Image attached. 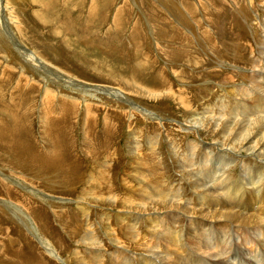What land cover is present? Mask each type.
Returning a JSON list of instances; mask_svg holds the SVG:
<instances>
[{
  "label": "rangeland",
  "instance_id": "rangeland-1",
  "mask_svg": "<svg viewBox=\"0 0 264 264\" xmlns=\"http://www.w3.org/2000/svg\"><path fill=\"white\" fill-rule=\"evenodd\" d=\"M68 2L73 3L75 8L64 12L62 8ZM261 3L264 4V0H0V264H146L147 258L156 259L150 255L152 244L157 243L160 255L169 248L163 246L169 240L165 236L162 238L161 230L159 234L154 233L156 238L153 239L151 224L158 223L157 220L163 217L164 223L159 221L158 227L178 224L177 229L185 234L190 222L202 214L199 205H205L208 209L204 206V211L209 213L208 203L214 199L203 195L212 187L210 176L203 172V168L213 167V160L218 158L219 153L225 160L228 159L224 150L212 149L214 138L218 142L227 132L223 131L224 126L219 121L226 119L228 123L231 120L227 124L231 126L230 122L241 118L240 112H245L238 110L243 103L240 100L245 99L244 104L251 106L256 101L258 106L257 95L258 99H264V82L259 77V72L264 70L261 66L264 64V31H260L264 29V9ZM255 24L257 29L253 30ZM28 52L45 67L34 63L31 58H23V55L28 56ZM252 57L254 60H250ZM220 62L227 64L221 65ZM254 62L263 69H258ZM143 64L146 66L142 68ZM45 68L55 69L56 78L53 79L52 73ZM255 79L262 83V88L250 85L256 83ZM76 82L86 86L80 87L82 90L79 91L74 87L70 89ZM50 86L53 92H46ZM166 87H172V90L166 91ZM250 89L254 94L249 93ZM238 91L248 94L243 92L240 96ZM162 93H165L164 96ZM153 95L158 96L154 98ZM224 95L230 106H227ZM183 97L194 101L193 106L187 103L185 107ZM199 101L204 102L201 105L210 101L215 106L214 112H205L204 107L197 104ZM61 106H66V109L72 106L66 117H61L65 115V110V113H55V109ZM146 113L153 119L145 117ZM196 113L200 117L204 115L201 117L204 119H207L206 113L207 117L211 116L202 123L186 124L184 119L190 115L197 116ZM215 124L218 127H214ZM134 129H138V135ZM211 132H214L213 136ZM153 143L158 145L154 146L156 150L151 155L149 150ZM130 146L137 148L131 150ZM207 146L211 147L210 150ZM245 158L251 160L250 156ZM154 159L159 160L154 164ZM141 161H148L154 169L156 166L155 175L150 167H142ZM243 161L244 156H238L235 168L239 174L234 178L239 179L238 183L247 190V197L264 195V178L261 179L263 184L260 181L253 187L244 186L241 182H244ZM246 167L249 169L251 166L248 164ZM98 171H103L104 178L97 181L96 175L100 176ZM158 179L163 181V185ZM154 185L159 191L167 186L169 195L175 188L179 190L182 187L185 197L198 201V206L192 209L194 203H183L185 198L175 204L177 210L163 209L159 202L149 203L146 194L148 188ZM224 195L223 192V197H226ZM132 196L139 198L143 204L132 208ZM251 202L255 203L254 200ZM185 203L191 206H185ZM219 203L221 206L223 200L219 199ZM182 204L186 209L184 214H180ZM150 215L157 220H152ZM133 226L139 227L136 228L138 232ZM87 230L89 233L82 241ZM90 233L94 238L90 237ZM189 233L192 235V230ZM248 236L238 242L247 258L236 253L225 254L230 259L229 264H234V257L238 264H255L248 257L252 258L256 252H262L261 261L264 262V247L259 242L253 247L255 242H250ZM133 240L140 244L132 245ZM90 241H93V247ZM201 241L202 246L206 245L205 239ZM215 241L220 239L216 237ZM44 246L52 253L45 251ZM185 254L195 256L189 252ZM176 260L180 261V256L176 255Z\"/></svg>",
  "mask_w": 264,
  "mask_h": 264
},
{
  "label": "bare ground",
  "instance_id": "bare-ground-1",
  "mask_svg": "<svg viewBox=\"0 0 264 264\" xmlns=\"http://www.w3.org/2000/svg\"><path fill=\"white\" fill-rule=\"evenodd\" d=\"M253 2V1H252ZM261 2H262V0H261ZM254 4V3H253ZM257 4V3H256ZM261 4H263V3H261ZM51 5H54V4H51ZM260 5V4H259ZM74 6V4L73 3H71V2H68V3H66L64 6H63V11L64 12H69V11H71L72 10V8H75V6ZM261 6V5H260ZM262 7V6H261ZM263 9H264V4H263V7H262ZM261 8V9H262ZM49 9V8H48ZM242 9V8H241ZM252 9V8H251ZM237 10V9H236ZM239 10H240V8H239ZM50 11V10H49ZM48 11V12H49ZM184 12V11H183ZM214 12H215V10H214ZM217 13V12H216ZM241 13V12H240ZM245 13V12H244ZM255 13V12H254ZM262 13H264V12H262ZM53 14V13H52ZM51 14V15H52ZM248 14V13H247ZM252 14V13H251ZM241 15V14H240ZM47 16H48V14H47ZM241 16H244V14L243 15H241ZM45 17V16H44ZM246 17V16H245ZM244 17V18H245ZM219 18V17H218ZM247 18V17H246ZM245 18V19H246ZM256 18V17H255ZM185 19V18H184ZM257 19V21H258V23L257 24H259V20H258V18H256ZM262 19V18H261ZM264 19V18H263ZM215 20V19H214ZM244 21H246V20H244ZM263 22H264V20H262ZM178 22V21H177ZM253 22V21H252ZM256 22V21H255ZM247 23V22H246ZM214 24V23H213ZM248 24H249V22H248ZM261 24H262V22H261ZM260 24V25H261ZM264 24V23H263ZM193 25V24H192ZM256 25V24H255ZM254 26V25H253ZM193 27V26H192ZM254 27H256V28H254ZM253 27V30L254 29H257V25L256 26H254ZM258 27H260L259 25H258ZM252 28V27H251ZM261 30H263L264 31V29L262 28V29H260V31ZM256 31V30H255ZM263 31H261V32H263ZM215 33V32H214ZM257 33V32H256ZM264 33V32H263ZM258 34V33H257ZM71 35H72V33H71ZM195 35V34H194ZM261 35V34H260ZM196 36V35H195ZM193 37V36H192ZM261 38V37H260ZM262 38H264V37H262ZM206 39V38H205ZM256 39V38H255ZM263 40V39H262ZM248 41V40H247ZM257 41H258V39H257ZM250 42V41H249ZM260 42H262V41H260ZM152 44V43H151ZM206 44H207V42H206ZM247 44H249V43H247ZM260 44V43H259ZM250 45H251V43H250ZM65 46H67V44H65ZM202 46V45H201ZM252 46V45H251ZM262 47H264L263 45H262ZM250 48V47H249ZM253 48V47H252ZM251 48V49H252ZM260 48V47H259ZM263 49V48H262ZM239 50V49H238ZM264 50V49H263ZM256 51V50H255ZM237 52V51H236ZM250 52H251V50H250ZM249 52V53H250ZM253 52V51H252ZM29 53V54H28ZM27 54H28V56H26V55H23V58H31L32 59V61L34 62V63H36V64H40L41 66H43L41 63H40V61H38V60H36L35 58H33L32 57V55H31V52H28ZM260 53V52H259ZM259 53H257V55L259 56ZM25 54V53H24ZM35 54V53H34ZM251 54V53H250ZM254 55V54H253ZM34 56V55H33ZM228 56V55H227ZM226 56V57H227ZM86 56H84V58H85ZM170 57V56H169ZM231 57H232V55H231ZM236 57V56H235ZM235 57H232V58H235ZM255 57V56H254ZM254 57H252V59H250V60H254L253 58ZM257 57V56H256ZM259 57H261V56H259ZM88 58V57H87ZM231 58V59H232ZM242 58V57H241ZM79 59H81V58H79ZM89 59V58H88ZM223 59V58H222ZM82 60H84V59H82ZM87 60V59H86ZM146 60H147V58H146ZM146 60L144 61V60H142V62L144 63L145 62V64H147L146 63ZM219 60V59H218ZM237 60H239V59H237ZM256 60V59H255ZM263 60V59H262ZM43 61V60H42ZM87 61H90V60H87ZM140 61V63H141V60H139ZM148 61V60H147ZM221 61V60H220ZM258 61H259V58H258ZM79 62H80V60H79ZM82 62V61H81ZM85 62V61H84ZM83 62V63H84ZM253 62V61H252ZM87 63V62H86ZM89 63V62H88ZM87 63V64H88ZM138 63V62H137ZM171 63H173V62H171ZM221 63V62H220ZM225 63V62H224ZM224 63H221V65L222 64H224ZM245 63V62H244ZM260 64H261V62H259ZM50 64V63H49ZM85 64V63H84ZM139 64V63H138ZM145 64H143V66H141L142 68L144 67V65ZM225 64H227V63H225ZM229 64V63H228ZM235 64V63H234ZM250 64H252V63H250ZM254 64L256 65L257 64V62H254ZM259 64V65H260ZM88 65H90V63L88 64ZM140 65H142V63L140 64ZM241 65V64H240ZM246 65H247V63H246ZM146 66V65H145ZM228 66V65H227ZM226 66V67H227ZM235 66V65H234ZM244 66V65H243ZM261 66H263L264 67V64H262ZM43 67H45V66H43ZM52 68H53V66H51ZM57 67V66H56ZM83 67H85V65H83ZM232 67V66H231ZM252 67V66H251ZM256 67H258L257 65H256ZM263 67L262 68H259L258 67V69H263ZM49 68V67H48ZM86 68V67H85ZM137 68H139V67H137ZM142 68H140L138 71H140ZM214 68V67H213ZM238 68V67H237ZM247 68V67H246ZM246 68H245V70H246ZM46 69V68H45ZM86 69H88V68H86ZM161 69V68H160ZM232 69V68H231ZM234 69H235V67H234ZM239 69V68H238ZM241 69V68H240ZM46 70H48L49 72H51L52 73V76H53V79H55L56 78V74L54 73V71H55V69H53V71H51L50 69H46ZM227 70V69H226ZM233 70V69H232ZM244 70V69H243ZM250 70V69H249ZM256 69H254V71H255ZM88 71V70H87ZM136 71V70H135ZM137 71V72H138ZM198 71V70H197ZM239 70H237V72H238ZM252 71V73H253V70H251ZM144 72V71H143ZM194 72V71H193ZM235 72V71H234ZM141 71H140V75H141ZM156 73V72H155ZM158 73V72H157ZM199 73V72H198ZM236 73V72H235ZM234 73V74H235ZM242 73V72H241ZM256 73V72H255ZM263 73H264V70H263ZM263 73H261V72H259V74H260V78L262 79V81L264 82V74ZM4 74V73H3ZM233 74V73H232ZM238 74V73H237ZM243 74V73H242ZM254 74V73H253ZM24 76V75H23ZM27 76V75H26ZM135 76V75H134ZM139 76V75H138ZM162 76V75H161ZM160 76V77H161ZM205 76V75H204ZM227 76V75H226ZM228 76H229V74H228ZM241 76H243V75H241ZM247 76V75H246ZM253 76V75H252ZM255 76V75H254ZM1 77V76H0ZM4 77H5V75H4ZM55 77V78H54ZM140 77V76H139ZM238 77V76H237ZM239 77H240V75H239ZM34 78V77H33ZM142 77H140V79H141ZM153 79H155L154 77H152ZM163 78V77H162ZM161 78V79H162ZM224 78V77H223ZM222 78V80H224ZM236 78V77H235ZM242 77H240V79H241ZM243 78H246V77H244L243 76ZM249 78H251V77H249ZM248 78V79H249ZM4 79V78H3ZM52 79V80H53ZM158 80H159V78H157ZM202 79V78H201ZM226 79H227V77H226ZM229 79V78H228ZM258 79V78H257ZM257 79H255V81L257 80ZM260 79V80H261ZM21 80V79H20ZM144 80V79H143ZM165 80H167V79H165ZM164 80V81H165ZM233 80H234V78H233ZM238 80V79H237ZM246 80V79H245ZM252 80V79H251ZM5 81V80H4ZM239 81H241V80H239ZM249 81V80H248ZM253 82H254V80H252ZM28 82V81H27ZM123 83H124V81H122ZM125 82H127V81H125ZM139 82V81H138ZM142 82V81H141ZM225 82H226V80H225ZM227 82H228V80H227ZM226 82V83H227ZM231 82V81H230ZM242 82H245V81H242ZM249 82H251V81H249ZM258 82H260V81H258ZM257 81H256V83H250V85H252V86H254L255 88H262V83L260 84V83H258ZM76 83H78V84H76ZM76 83H73L72 85H71V87H70V89H72L73 90V87H74V89L75 90H77V91H79V90H82V88H80V87H83V86H86V85H84L83 83H81V82H76ZM134 83V82H133ZM157 83H158V81H157ZM222 83V82H221ZM22 84V83H21ZM89 84V83H88ZM92 84V83H91ZM128 84V83H127ZM223 84V83H222ZM245 84H247V83H245ZM96 85V84H95ZM130 85V84H129ZM133 85V84H132ZM147 85V84H146ZM146 85H144V86H146ZM149 85V84H148ZM164 86H168L169 84H163ZM163 85H161V86H163ZM216 85V84H215ZM221 85V84H220ZM225 85V84H224ZM224 85H223V87H224ZM232 85V84H231ZM238 85V84H237ZM243 85V84H242ZM121 86H123V84L121 85ZM141 86V85H140ZM143 86V87H144ZM160 86V85H159ZM160 86V87H161ZM163 86V87H164ZM170 86V85H169ZM241 86V85H240ZM240 86H238V87H240ZM247 87H249L248 85H246ZM245 86V88H247ZM264 86V85H263ZM89 87V86H88ZM153 87V86H152ZM217 87V86H216ZM227 87V86H226ZM231 87V86H230ZM93 88V87H92ZM108 88V87H107ZM110 88V87H109ZM167 88V90L166 91H168L170 88H172V87H166ZM221 88V87H220ZM234 87H232V89H233ZM243 88V87H242ZM250 88V87H249ZM69 89V90H70ZM141 89V88H140ZM147 89V88H146ZM149 89V88H148ZM151 89V88H150ZM204 89V88H203ZM223 89V88H222ZM231 89V88H230ZM264 89V88H263ZM15 90V89H14ZM87 90V89H86ZM98 90H100V89H98ZM170 90H172V89H170ZM234 90H235V88H234ZM239 90V89H238ZM247 90H248V88H247ZM246 90V91H247ZM71 91V90H70ZM85 91V90H84ZM101 91H103V90H101ZM111 91V90H110ZM109 91V92H110ZM113 91V90H112ZM131 91V90H130ZM136 91V90H135ZM138 91V90H137ZM174 91V90H173ZM224 91L226 92V90L224 89ZM236 91V90H235ZM241 91V90H240ZM240 91H238L239 93H240ZM46 92H53L52 90H51V86L50 87H47V91ZM81 92V91H80ZM100 92V91H99ZM146 92V91H145ZM186 92V91H185ZM244 93H246L245 91H243ZM243 92H241V93H243ZM263 92V91H262ZM166 94H167V92H165ZM165 93H162L163 94V96H164V94ZM171 93V92H170ZM223 93V92H222ZM226 93H228V91L226 92ZM231 93V92H230ZM229 93V94H230ZM241 93H240V96H241ZM249 93L252 95V94H254V91L253 90H249ZM259 93V92H258ZM54 94V93H53ZM150 94V93H149ZM248 93H246V95H247ZM250 94H249V96H250ZM261 94V93H260ZM45 95V94H44ZM161 95V94H160ZM175 95V94H174ZM226 95H228V94H226ZM226 95H224V98H225V96ZM232 95V94H231ZM236 95H237V93H236ZM43 96V95H42ZM154 96V95H153ZM156 96H158V95H156ZM156 96H154V98L156 97ZM165 96H167V95H165ZM186 96V95H185ZM230 96V95H229ZM229 96H228V99H229ZM233 96V95H232ZM239 96V95H238ZM243 96V95H242ZM245 96V95H244ZM258 97H259V95H257ZM124 97V96H123ZM141 97V96H140ZM150 97H151V95H150ZM161 97V96H160ZM189 97V96H188ZM187 97V98H188ZM218 97V96H217ZM216 97V98H217ZM227 97V96H226ZM253 97V96H252ZM254 97H255V95H254ZM253 97V98H254ZM258 97L256 98L257 99V102H258V106H257V104H256V101H254V104L251 106L250 104H244V100H240L241 101V103H242V101H243V103L242 104H240L239 105V109L238 110H241V111H245L244 113L243 112H240L241 113V118H237L235 121L233 120V122H230V125L231 126H227V124L229 123V121H231V120H229L228 121V123L226 122V119H225V121L223 120V121H219L220 123H222V125L221 126H224L223 127V131H226L227 130V132H226V134H224L223 136H221L222 138L219 140L218 139V142H216L217 140H216V137L214 138V140H213V147H212V149L214 148V149H218V150H224V152L223 153H226L228 156H227V160H225L224 159V157L219 153L218 154V158L217 159H214L213 160V167L211 168L210 167V165H207V166H209L210 168H203V172L206 174V175H208V176H210V179H211V191L209 190L208 192H205L203 195L204 196H210V199H214V201L213 202H210V203H208V205L210 206V208H209V210H208V212L209 213H206L205 211H204V206H198L197 205V199L196 198H194V199H196V201L197 202H194V200L193 201H190V200H188V198H186L185 197V193H184V191L183 190H181V189H183L182 187H181V189H177V188H175L174 190H172V192H171V194L169 195V193H168V188H166L165 186V188H163L161 191H159L158 190V187H156L155 185V187H149L148 189V193L146 194L147 195V197L149 196V198L146 200V201H148L149 203H154V202H159L162 206H163V209L164 208H168V210H170V209H176L177 210V208H175V204H178V202L179 203H181L180 201H182V198H185L182 202L184 203V201H190V202H192V203H194V205H196V206H192V209L194 208V207H201L202 208V214L200 213V217L199 218H197V219H194V220H192L191 222H190V225L188 226V228L185 230V234L186 235H188L189 237H187L185 234H181V230L180 229H177V227H178V224L176 225V226H174V223L172 224V225H170V227H166V226H164V228H163V225H162V227H158V223H159V221L160 222H163L164 220H163V217H161V219L160 220H157V219H155V218H157V217H151L152 215H150V217H151V219L153 218V219H155V220H157L158 221V223H156V222H154L153 224H151V226L153 227V229H154V232H152V235L154 234V233H158L159 234V231H160V234H162V238H165V239H167V240H169V242L167 243V242H165V243H163V246H166V248H168L167 250L165 249V251H163L162 253H161V255H160V253H159V250H160V248L157 246V243H154V244H152L151 245V248H150V250H151V254L150 255H152V258H153V256L156 258V259H149V258H147L146 259V264H159V263H161V264H229L230 263V259H228V258H226V255L225 254H234V253H236L238 256H239V254L240 255H242V256H244L245 254H246V252L242 249V247L241 246H239L238 244V242H239V240L241 239V238H244V237H247V235H249L248 236V238H249V240H250V242H252V241H254L255 242V244L257 243V242H259L260 243V245L261 246H263L264 247V195H261V194H252V196L251 197H247L246 196V189L243 187V186H241L239 183H238V181H240L239 179L238 180H236L234 177V175H237V174H239V173H236V168H235V165H236V160H238V156H244V161H245V164L246 165H248V164H250V168L248 169L247 167H246V165L244 164V161L242 162L243 163V168H242V174L244 175L242 178H243V180H244V182L243 181H241L242 183H243V185L244 186H247V187H253V186H255V184L257 183H260V181H261V179H263L264 178V99H258ZM263 97V96H262ZM51 98V97H50ZM126 98H127V95H126ZM161 98H163V97H161ZM186 97H183V104H184V106L186 107V105H187V103H190L189 105H191V106H193V103H194V101H189L190 99H187ZM203 98V97H202ZM215 98V99H216ZM219 98H220V95H219ZM218 98V99H219ZM244 98V97H243ZM247 98V97H246ZM253 98H252V100H253ZM58 99L60 100V96L58 97ZM75 99V98H74ZM128 99V98H127ZM157 99V98H156ZM160 99V98H159ZM164 99V98H163ZM204 99V98H203ZM226 99V98H225ZM231 99H233L232 97H231ZM231 99H230V102H231ZM234 99H235V97H234ZM240 99V98H239ZM238 99V100H239ZM250 99H251V97H250ZM255 99V98H254ZM76 100V99H75ZM161 100V99H160ZM159 100V101H160ZM207 100V99H206ZM223 100V99H222ZM221 100V101H222ZM247 100V99H246ZM74 101V100H73ZM211 101V100H210ZM210 101H207V102H209L208 104H203V105H201L202 103H204V102H201V101H199V102H197V104L198 105H201L200 107H204V111L205 112H214V108H215V106H213L212 105V103L210 104ZM217 101V100H216ZM220 101V102H221ZM225 101V100H224ZM226 101H227V99H226ZM229 101V100H228ZM227 101V104L229 103ZM237 101V100H236ZM129 102V101H128ZM219 102V101H218ZM219 102V103H220ZM136 103V102H135ZM232 103V102H231ZM55 104V103H54ZM74 104V103H73ZM132 104V103H131ZM130 104V105H131ZM215 104H217V103H215ZM223 104H225L224 102H223ZM235 104V103H234ZM133 105H135V104H133ZM206 105V106H205ZM210 105H212L211 107H209ZM231 105V104H230ZM229 104L227 105V106H230ZM233 105V104H232ZM236 106H237V104H235ZM47 106V105H46ZM138 106V105H137ZM218 106V105H217ZM235 106V107H236ZM133 107V106H132ZM223 107V109H224V105L222 106ZM222 107H220L219 106V108H222ZM188 108V107H187ZM197 108V107H196ZM227 108H229V107H227ZM232 108H233V106H232ZM231 108V109H232ZM71 109H72V106H68V108L66 109V106H61L60 108H58V109H55V113L56 114H58V113H61L63 110H65L66 111V113H65V111H63L62 113H65V115L63 114V116H61V117H66V115H69L70 113L69 112H71ZM135 109H138V108H135ZM192 109V108H191ZM193 109H194V107H193ZM198 109H199V107H198ZM222 109V110H223ZM236 109V108H235ZM234 109V110H235ZM88 110V109H87ZM195 110V109H194ZM220 110V109H219ZM225 110V109H224ZM223 110V111H224ZM228 112H229V110L228 109H226ZM233 110V109H232ZM54 111V110H53ZM68 111V112H67ZM133 111V110H132ZM136 111V110H135ZM143 111V110H142ZM142 111H141V113H142ZM144 111H146L145 109H144ZM221 111V110H220ZM52 112V111H51ZM86 113H87V111H85ZM165 112H166V109H165ZM171 112V111H170ZM198 112V111H197ZM204 112V113H205ZM227 112V113H228ZM39 113V112H38ZM67 113H69V114H67ZM85 113V114H86ZM89 113V112H88ZM93 113V112H92ZM174 113V112H173ZM183 113V112H182ZM194 113H195V111H194ZM202 113V112H201ZM46 114V113H45ZM53 114V113H52ZM145 114V113H144ZM149 114V113H148ZM171 114V113H170ZM207 114V113H206ZM205 114V116H206V118L207 119H204V118H201V117H203V116H201L200 117V115L198 116L197 115V113H196V115L197 116H192V117H188V118H185L184 120H185V123L186 124H188V125H192V124H196V123H202V122H204V121H206V120H208L209 118V116H211V115H209L208 117H207V115ZM216 114V113H215ZM219 114V113H218ZM220 114H223V112H221ZM226 114V113H225ZM230 114V113H229ZM239 114V113H238ZM84 115V114H83ZM139 115V114H138ZM195 115V114H194ZM240 115V114H239ZM227 116V115H226ZM248 117V119H247V117ZM50 117V116H49ZM55 117V116H54ZM84 117H85V115H84ZM87 117V116H86ZM145 117H148V119L149 118H151V116L149 117V116H147V113H146V115H145ZM153 117H154V115H153ZM156 117V116H155ZM154 117V118H155ZM161 117H162V115H161ZM219 117V116H218ZM223 117H225V116H223ZM231 117V116H230ZM237 117V116H236ZM88 118V117H87ZM130 118V117H129ZM216 119H217V116L215 117ZM226 118V117H225ZM228 118V117H227ZM45 119V118H44ZM60 120H61V118H59ZM144 119H146V118H144ZM151 119H153V118H151ZM158 119H160L159 117H158ZM211 119V118H210ZM162 120V119H161ZM218 120H219V118H218ZM11 121V120H10ZM84 121H85V119H84ZM87 121V120H86ZM92 121V123H93V120H91ZM151 121H153V120H151ZM215 121V120H214ZM161 122V121H160ZM83 123V122H82ZM92 123H90V125L92 126ZM162 123V122H161ZM210 123V122H209ZM215 123V122H214ZM220 123H218V121H217V124H220ZM85 123H83V125H84ZM110 125H111V123H110ZM177 125H181V128L183 127V125L182 124H180V123H178ZM108 126V125H107ZM195 126V125H194ZM205 126V125H204ZM214 126V125H213ZM50 127V126H49ZM106 127V126H105ZM184 127H185V125H184ZM191 127V126H190ZM212 127V126H211ZM214 127H218L216 124H215V126ZM110 128V127H109ZM192 129H193V131L195 130V128H193V126L191 127ZM197 128V127H196ZM203 128V127H202ZM201 128V130L203 131V129ZM18 129V128H17ZM50 129V128H49ZM53 129V128H52ZM139 129V131H140V127L138 128ZM137 129V130H138ZM141 129H142V127H141ZM178 129H179V131H180V128L178 127ZM184 129V128H183ZM200 129V128H199ZM214 129V128H213ZM53 130H55V129H53ZM104 130V129H103ZM134 130H135V132H134ZM133 130V132L134 133H136L137 132V130L136 129H134ZM143 130V129H142ZM149 130V129H148ZM209 130V129H208ZM106 131V130H105ZM132 131V130H131ZM188 131V130H187ZM196 131V130H195ZM214 131H215V129H214ZM56 132V131H55ZM55 132H54V134H55ZM140 132H142V131H140ZM139 132V133H140ZM183 132V131H182ZM188 132H190V131H188ZM200 132V131H199ZM198 132V133H199ZM218 132V131H217ZM109 133H111V131L109 132ZM108 133V134H109ZM185 133L186 134H189V133H187L186 131H185ZM53 134V133H52ZM137 134V133H136ZM190 134H192L191 132H190ZM15 135V134H14ZM138 135V134H137ZM140 135H141V133H140ZM211 135L213 136L214 135V132H211ZM52 136V135H51ZM54 136V135H53ZM151 137H153V135L151 136ZM155 137V136H154ZM157 137V136H156ZM155 137V138H156ZM24 138V137H23ZM171 138V137H170ZM169 138V139H170ZM131 139V138H130ZM140 139V138H139ZM147 139H149V138H147ZM157 139V138H156ZM172 139V138H171ZM20 140H22V139H20ZM150 140V139H149ZM152 141H153V139H151ZM159 140V139H158ZM195 140V139H194ZM128 141V140H127ZM136 141H138V140H136ZM151 141V142H152ZM170 141H172V140H170ZM178 141V140H177ZM189 141V140H188ZM187 141V142H188ZM191 141V140H190ZM20 142H25V143H27L26 141H20ZM44 142V141H43ZM49 142V141H48ZM50 142H51V140H50ZM53 142V141H52ZM56 142H57V140H56ZM130 142V141H129ZM134 142V141H133ZM132 142V143H133ZM154 142V141H153ZM156 142V141H155ZM158 142V141H157ZM173 142V141H172ZM171 143V142H170ZM202 143V142H201ZM176 144H178V143H176ZM189 144V143H188ZM198 144V143H197ZM200 144V143H199ZM209 144V143H208ZM54 145V144H53ZM129 145H131V144H129ZM137 145V144H136ZM135 144H134V146H136ZM157 145H158V143H153V146H151L150 147V150H149V152L151 153V155L154 153V150H156V147H157ZM173 145V144H172ZM26 146H27V144H26ZM89 146V145H88ZM132 146V145H131ZM130 146V147H131ZM138 146V145H137ZM140 146V145H139ZM138 146V147H139ZM154 146H156V147H154ZM190 146V145H189ZM192 146V145H191ZM198 146V145H197ZM200 146V145H199ZM212 146V145H211ZM33 147V146H32ZM49 147V146H48ZM174 147V146H173ZM204 147H205V145H204ZM21 148V147H20ZM27 148H30V147H28L27 146ZM132 148H134V147H131V150H132ZM135 148H137V147H135ZM135 148H134V150H135ZM141 148V147H140ZM177 148V147H176ZM191 148V147H190ZM207 148L209 149V148H211V147H208L207 146ZM50 149H54V148H50ZM139 149V148H138ZM171 149V148H170ZM174 149V148H173ZM214 149H213V151H214ZM130 150V151H131ZM140 150V149H139ZM172 150V149H171ZM175 150V149H174ZM193 150V149H192ZM206 150V149H205ZM204 150V151H205ZM210 150V149H209ZM93 151V150H92ZM207 151V150H206ZM212 151V150H211ZM54 152H55V150H54ZM59 152H60V150H59ZM133 152V151H132ZM157 152V151H156ZM194 152V151H193ZM208 152V151H207ZM34 153V151H32L31 152V154H33ZM57 153V152H56ZM128 153V152H127ZM136 153H139V152H136ZM142 153V152H141ZM173 153V152H172ZM174 153H175V151H174ZM204 153V152H203ZM222 153V152H221ZM241 153H244L243 155L241 154ZM46 154V153H45ZM50 154V153H49ZM52 154V153H51ZM94 154V153H93ZM208 154V153H207ZM89 155V154H88ZM133 155V154H132ZM143 155H144V152H143ZM157 155V154H156ZM174 155V154H173ZM173 155H171V156H173ZM205 155V154H204ZM215 155V154H214ZM224 155V154H223ZM104 156V155H103ZM139 156H140V154H139ZM148 155H145V158L147 157ZM208 157H210L209 155H207ZM206 156V159L208 158ZM245 156L246 157H248L249 158V156L251 157L250 159L251 160H249V159H247L246 160V158H245ZM95 157V156H94ZM151 157H154V156H151ZM178 157V156H177ZM136 158H140V157H136ZM135 158V161L137 160ZM149 158V157H148ZM148 158H146V159H148ZM154 158H157L156 156L154 157ZM43 159V158H42ZM141 159V158H140ZM139 159V160H140ZM150 159V158H149ZM148 159V160H149ZM178 159V158H177ZM210 159H212V157L210 158ZM41 160V159H40ZM108 160V159H107ZM142 160L144 161L145 159L142 157ZM152 160V159H151ZM157 160H159V159H157ZM157 160L156 159H154V164H155V161L157 162ZM186 160V159H185ZM207 160H209V159H207ZM221 160H223V162L221 161ZM242 160V159H241ZM44 161V160H43ZM51 161V160H50ZM49 161V162H50ZM96 161V160H95ZM94 161V162H95ZM99 161V160H98ZM98 161H96V162H98ZM102 161V160H101ZM134 161V162H135ZM164 161V160H163ZM162 161V162H163ZM187 161V160H186ZM221 161V162H220ZM46 162V161H45ZM45 162H43V163H45ZM52 162V161H51ZM103 162V161H102ZM136 162H138V161H136ZM142 162V161H141ZM148 162V161H147ZM147 162H142L141 163V166L142 167H150L151 168V170L153 171V174L155 175V173H156V171H155V169L157 168L156 166H155V169L152 167V166H150L148 163L150 162V160H149V162L147 163ZM152 162V161H151ZM220 162V163H219ZM42 163V162H41ZM98 163H101V162H98ZM158 163H159V161H158ZM171 163V162H170ZM180 163V162H179ZM219 163V164H218ZM46 164V163H45ZM95 164V163H94ZM109 164V163H108ZM134 164V163H133ZM153 164V163H152ZM163 164V163H162ZM208 164V163H207ZM238 164H239V161H238ZM241 164V163H240ZM186 165H188V164H186ZM195 165V164H194ZM96 166V165H95ZM94 166V167H95ZM102 166V165H101ZM100 166V167H101ZM179 166V165H178ZM189 166H191V164L189 165ZM189 166H188V168H189ZM97 167V166H96ZM199 167H200V165H199ZM161 168V167H160ZM97 169H98V167H97ZM102 169V168H101ZM143 169H145V168H143ZM158 169V168H157ZM185 169V168H184ZM199 169V168H198ZM95 170V169H94ZM139 170V169H138ZM146 170V169H145ZM144 170V171H145ZM186 170V169H185ZM193 170V169H192ZM248 170V171H247ZM106 171V170H105ZM109 170H107V172H108ZM135 171H137V170H135ZM134 171V172H135ZM140 171V170H139ZM147 171H148V169H147ZM160 171V170H159ZM158 171V172H159ZM238 171V170H237ZM99 173H100V176L98 177L97 175H96V179H97V181L99 180V179H103L104 178V176H103V178H102V175H103V171H98ZM133 172V171H132ZM215 172V173H214ZM72 173V172H71ZM106 173V172H105ZM109 173V172H108ZM203 173V174H204ZM143 174V173H142ZM150 174H152V172L150 173ZM149 174V175H150ZM152 174V175H153ZM158 174V173H157ZM156 174V175H157ZM202 174V175H203ZM106 175V174H105ZM147 175V174H146ZM151 175V176H152ZM159 175V174H158ZM157 175V176H158ZM185 175V174H184ZM187 175V174H186ZM106 177H107V175H106ZM159 178H160V175L158 176ZM207 177V176H206ZM134 178H136V177H134ZM148 178V177H147ZM208 178V177H207ZM217 178H219V179H217ZM106 180L108 179V178H105ZM152 179V178H151ZM155 179V178H154ZM162 179V178H161ZM161 179L159 180V181H161ZM172 179V178H171ZM106 180H104L105 182H106ZM141 180V179H140ZM157 180V179H156ZM205 180V179H204ZM139 181V180H138ZM168 181V180H167ZM171 181V180H170ZM210 181V180H209ZM209 181H208V183H209ZM157 182V181H156ZM155 182V183H156ZM164 182H165V180H164ZM169 182V181H168ZM262 182V184H263V181H261ZM163 183V181H161L160 182V185H163L162 184ZM192 183V182H191ZM20 184V183H19ZM146 184H148V183H146ZM154 184V183H153ZM152 184V185H153ZM199 184V183H198ZM198 184H196V185H198ZM104 185V184H103ZM105 185H107V184H105ZM160 185H158V186H160ZM194 185V184H193ZM204 186H207V185H204ZM191 187H192V185H191ZM194 187V186H193ZM192 187V188H193ZM201 188V187H200ZM262 188V187H261ZM22 189H24V191H25V187L24 186H22ZM161 189V188H160ZM173 189V188H172ZM195 189V188H194ZM199 188H197V190H198ZM206 189V188H205ZM251 189H253V188H251ZM250 189V190H251ZM257 189V188H256ZM263 189V188H262ZM196 190V191H197ZM201 189H199V191H200ZM254 191V190H253ZM259 191V190H258ZM262 191V190H261ZM8 192V191H7ZM139 192V191H138ZM195 192V191H194ZM223 192H224V194L226 195V197H223ZM260 192V191H259ZM258 192V193H259ZM142 193V192H141ZM143 193H144V191H143ZM191 193H193V192H191ZM203 193V191L201 192V194ZM249 193V192H248ZM257 193V192H256ZM195 194H197V193H195ZM199 194V193H198ZM96 195V194H95ZM98 195V194H97ZM133 195H134V193H133ZM140 195V194H139ZM224 195V196H225ZM111 197V196H110ZM156 197V198H155ZM253 197V198H252ZM225 198H227L228 200H226ZM120 199V198H119ZM190 199V198H189ZM219 199H222L223 200V203H222V205L220 206V203H219ZM2 200V199H1ZM9 200V199H8ZM192 200V199H191ZM202 200V199H201ZM243 200H245V202H243ZM251 200H254V202L255 203H252L251 202ZM115 201H116V199H115ZM146 201H144V202H146ZM208 202H209V199H208ZM1 203V202H0ZM13 203V202H12ZM128 203H130V201L128 202ZM201 203H202V201H201ZM205 203V202H204ZM47 204V203H46ZM132 204L133 205H135V206H133L132 205V208H137V207H139V206H141L142 204H143V201H142V204L140 203V201H139V198H137V197H134V196H132ZM148 203H146V205H147ZM186 205L185 206H191V205H189V204H187V203H185ZM145 205V206H146ZM158 205V204H157ZM157 205H155V206H157ZM181 205V204H180ZM237 205V207L235 208L234 206H236ZM11 206V205H10ZM15 206V205H14ZM89 206V205H88ZM177 206V205H176ZM208 206V207H209ZM148 207V206H147ZM161 207V206H160ZM178 208L180 207V206H177ZM184 206H183V204H182V210H180V214H184V211L186 212V209H185V207L183 208ZM206 207V206H205ZM18 208V207H17ZM152 208V207H151ZM188 208H190V207H188ZM207 208V207H206ZM91 209V208H90ZM153 209V208H152ZM151 209V210H152ZM191 209V208H190ZM195 209V208H194ZM199 209V208H198ZM208 209V208H207ZM178 210V211H179ZM206 210V209H205ZM21 211V210H20ZM155 211H156V209H155ZM161 211H163V210H161ZM166 211V210H165ZM174 211V210H173ZM198 211V210H197ZM204 211V212H203ZM207 211V210H206ZM24 212V211H23ZM86 212V211H85ZM140 212V211H139ZM147 212H148V210H147ZM146 212V213H147ZM156 212H158V211H156ZM156 212H155V214H156ZM164 212V211H163ZM162 212V213H163ZM170 212V211H169ZM172 212V211H171ZM176 212V211H175ZM192 212H194V210L192 211ZM191 212V213H192ZM15 213V212H14ZM19 213V212H18ZM87 213V212H86ZM150 213H152V211L150 212ZM159 213H160V210H159ZM166 213V212H165ZM174 213V212H173ZM197 213V215L199 214L198 212H196ZM17 214V213H16ZM127 214V213H126ZM172 214V213H171ZM129 215V214H128ZM145 215V214H144ZM147 215V214H146ZM146 215H145V218H146ZM166 215V214H165ZM174 215V214H173ZM187 215V214H186ZM188 215H189V213H188ZM187 215V216H188ZM15 216V215H14ZM70 216V215H69ZM73 216V215H72ZM124 216V215H123ZM142 216V215H141ZM157 216V215H156ZM162 216V215H161ZM172 216V215H171ZM186 216V217H187ZM21 217V216H20ZM125 217V216H124ZM137 217V216H136ZM159 217V216H158ZM175 217V216H174ZM191 217V216H190ZM193 217V216H192ZM195 217V216H194ZM17 218V217H16ZM189 218V217H188ZM196 218V217H195ZM146 219H148V218H146ZM152 219V220H153ZM159 219V218H158ZM182 219H183V217H182ZM191 219V218H190ZM19 220V219H18ZM126 220V219H125ZM133 220V219H132ZM140 220V219H139ZM176 220V219H175ZM187 220V219H186ZM208 220V221H207ZM23 221V220H22ZM141 221V220H140ZM142 221H144V220H142ZM147 220H145V222H146ZM188 221V220H187ZM187 221H185V224H186V222ZM207 221V222H206ZM23 223V222H22ZM101 223H102V221H101ZM138 223V222H137ZM156 223V224H155ZM164 223V222H163ZM146 224H147V222H146ZM179 224H181V223H179ZM189 224V223H188ZM92 225V224H91ZM110 226V225H109ZM122 226H123V224H122ZM127 226V225H126ZM130 226V225H129ZM186 226V225H185ZM134 228H135V226H133ZM217 227V228H216ZM88 228V227H87ZM114 228V227H113ZM132 228V227H131ZM137 228V227H136ZM135 228V229H136ZM139 228V227H138ZM137 228V229H138ZM145 228V227H144ZM146 228H148V227H146ZM145 228V229H146ZM212 228H214V229H212ZM34 229V228H33ZM104 229V228H103ZM134 229V230H135ZM136 229V230H137ZM150 229V228H149ZM114 230V229H113ZM119 230V229H118ZM117 230V231H118ZM123 230V229H122ZM134 230H133V232H134ZM148 230V229H147ZM190 230H192V235L189 233V231ZM30 231H31V229H30ZM130 231V230H129ZM153 231V230H152ZM123 232H124V230H123ZM127 232V231H126ZM133 232H130V233H132L133 234ZM137 232H138V230H137ZM89 232H88V230L86 231V234L85 235H83L82 236V238H81V240L82 241H85V239L86 238H84L87 234H88ZM94 234V233H93ZM135 235H136V231H135V233H134ZM89 235H91V233L89 234ZM118 235V234H117ZM139 235V234H138ZM144 235V234H143ZM34 236V235H33ZM39 236V235H38ZM94 235H91L90 237H92V238H94L93 237ZM110 236V235H109ZM165 236V237H164ZM111 237V236H110ZM136 237H138V236H136ZM141 237V236H140ZM152 237V236H151ZM218 238V239H220V241L219 242H216L215 241V238ZM45 238V237H44ZM112 238H114V237H112ZM134 238V237H133ZM132 238V239H133ZM156 238V234H154L153 235V239H155ZM40 239H41V237H40ZM87 239H90V238H87ZM128 239V238H127ZM137 239V238H136ZM160 239V238H159ZM202 239H205L206 241H207V243H206V245H203L202 246V244H201V240ZM80 240V241H81ZM129 240V239H128ZM138 240H139V238H138ZM140 240H143L142 238L140 239ZM41 241V240H40ZM114 241V240H113ZM147 241V240H146ZM148 241H150V239L148 240ZM164 241H166V240H164ZM184 241H186V242H184ZM192 241V242H191ZM90 242H92V243H90L91 244V246H92V244H93V241H90ZM116 242V241H115ZM132 242V245H135V246H138L139 244H140V242L139 241H137V240H133V241H131ZM130 242V243H131ZM204 242V241H203ZM85 243V242H84ZM151 243V242H150ZM149 243V244H150ZM152 243H153V241H152ZM98 244V243H97ZM114 244V243H113ZM128 244V243H127ZM144 244V243H143ZM145 244H146V242H145ZM156 244V245H155ZM49 245V244H48ZM80 245V244H79ZM89 245V244H88ZM129 245V244H128ZM171 245V246H170ZM188 246V247H184V246ZM143 246V245H142ZM257 246V245H256ZM90 247V246H89ZM93 247V246H92ZM44 249H45V251H47L48 253H52L51 252V250L49 249V248H47V247H43ZM180 248H182V250H179ZM52 249V248H51ZM264 249V248H263ZM93 250H95V249H93ZM259 250H262V248L261 249H259ZM169 251H170V253H169ZM143 252H145V251H143ZM142 252V253H143ZM185 252H189V253H193V254H195V256H194V258L193 257H191L190 255L188 256V255H186L185 254ZM259 253V252H258ZM262 253V252H261ZM146 254V253H145ZM99 255V254H98ZM176 255H178V256H180V261H177L176 260ZM236 256V255H235ZM246 256V258H247V255H245ZM257 256L258 255H255V253H254V256L251 258H249L248 257V259H250L252 262L253 261H255L256 263H258V264H264V262L263 261H261V259H262V256H261V258L259 259V261L257 260ZM201 257V258H200ZM233 257V256H232ZM55 258V257H54ZM94 258H96V257H94ZM231 258V257H230ZM97 259V258H96ZM157 260H159L160 262L158 263L157 262ZM144 262V261H143ZM254 262V263H255ZM89 263H91V262H89ZM93 263V262H92ZM134 263V262H133ZM132 263V264H133ZM255 263V264H256ZM86 264V263H85ZM88 264V263H87ZM119 264V263H118ZM122 264H128V262H122ZM136 264V263H135ZM138 264V263H137ZM144 264V263H143Z\"/></svg>",
  "mask_w": 264,
  "mask_h": 264
}]
</instances>
